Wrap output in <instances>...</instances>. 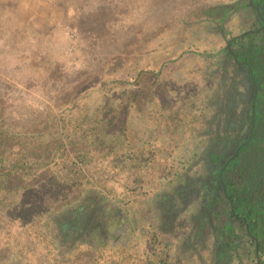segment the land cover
<instances>
[{
	"label": "rangeland",
	"instance_id": "obj_1",
	"mask_svg": "<svg viewBox=\"0 0 264 264\" xmlns=\"http://www.w3.org/2000/svg\"><path fill=\"white\" fill-rule=\"evenodd\" d=\"M237 1L247 0H0V123L9 132L3 149L8 163L19 164L11 168L18 175L9 191L0 193V264L219 259L211 233L201 239L191 229L200 199L169 234L159 227L156 207L186 175H204L192 164L199 151L197 115L226 47L216 31L220 20L208 12ZM240 17L241 11L220 22L230 36L249 27ZM117 79L139 80L134 86L148 97L137 96L125 111L128 88ZM55 118L60 126L98 125L101 133L71 135L72 143L43 157L37 146L49 138L30 137ZM86 193L103 195L126 218L121 240L96 251L79 247L62 259L34 215L58 212ZM243 250L238 247L230 264H255L254 254Z\"/></svg>",
	"mask_w": 264,
	"mask_h": 264
},
{
	"label": "trees",
	"instance_id": "obj_2",
	"mask_svg": "<svg viewBox=\"0 0 264 264\" xmlns=\"http://www.w3.org/2000/svg\"><path fill=\"white\" fill-rule=\"evenodd\" d=\"M255 4L264 6V0H253L249 5ZM216 7L209 9V16L215 17ZM220 9L219 7V17L225 20L224 16L227 10L222 12ZM243 9V5H236L231 14L241 11L239 23L246 20ZM261 14L264 17V10ZM256 19L259 24H262L259 16ZM218 29L219 31L223 30L227 39L229 33L220 25ZM243 31L244 29L241 30V32ZM222 39L224 38L222 37ZM230 48L233 54L227 48L223 49L224 54L230 57V62L226 63L223 59L224 56L220 59L217 68L213 71L219 74L218 79L215 82L211 79V82H214V87L199 104V108H202V111L197 115L200 123L197 135L199 151L192 164L194 168L203 169L204 175L201 174L198 177L186 175L184 183L201 180L205 185L199 195L197 191L196 198L200 199V209L203 205L207 208L206 214L211 217V222H213L208 234L211 233L215 247L223 248L218 252L219 259H216L215 263L217 264L219 260L226 261L225 258L235 256L232 242L236 241H232V239L237 238L235 233L237 226L236 224L232 225V222L239 221L243 227L247 225V229L244 228L247 237L257 238L260 264H264V28L259 32H248L234 38L230 43ZM240 63L243 65L239 67ZM244 70H246V74L244 73L245 75L242 77L241 72ZM199 80L200 90H205V87L202 86L204 79L199 78ZM112 81L128 88L127 98L123 102L126 105L125 111L137 96L145 94V90L141 87L139 89L138 84L134 86L135 81L139 80L125 82L117 79ZM254 87L257 88V92L253 114L251 101ZM144 97H148L147 93ZM243 107H246L245 113L242 112ZM66 111L68 110L62 111L63 117ZM121 114L120 110L115 113L114 117H109V121ZM88 117L89 115L86 116V118ZM58 120L55 118L52 122L46 121L39 130L40 134L30 137L39 142L49 138L48 141L43 142V146L42 143H40L41 146H37L40 148L39 153L45 152L43 157H47L53 151L59 152L65 142L72 143L71 135L80 134V137H88L101 133L98 125L91 128L82 124L60 126L57 123ZM252 125L251 139L245 143ZM55 127L58 128L57 131H54ZM59 127H63V130L60 131ZM8 135V130L0 123V193L8 192L12 179L18 175L11 168L19 167V164L8 163L3 149ZM241 143L244 144L239 149L238 156L228 161ZM28 151L34 153L31 149ZM36 156L38 157V154ZM53 156L55 157L56 154ZM226 161L228 163L222 169ZM24 164L26 163L21 165ZM220 173L221 176H219ZM214 174L219 180L218 191L204 183L207 178L210 179L208 182H212L211 177ZM230 200H232L234 212L231 211ZM190 204H192V200L188 205H184V211L191 206ZM200 209L198 216L202 213ZM39 216L38 218V214L34 215L35 226H40L46 236L51 238L56 246L57 255L62 259L71 255L79 247L88 251H96L109 243L118 245L123 227L127 222L112 203L106 201L103 195L96 193H86L74 205H67L60 211L47 214L44 217ZM113 219L120 223L116 228L112 226ZM227 225L229 229L231 227V232L226 230ZM242 246L246 248V242L243 241ZM246 251L249 256V250ZM226 253L228 256H225ZM223 256H225L224 259ZM4 264L12 263L8 260Z\"/></svg>",
	"mask_w": 264,
	"mask_h": 264
},
{
	"label": "flooded vegetation",
	"instance_id": "obj_3",
	"mask_svg": "<svg viewBox=\"0 0 264 264\" xmlns=\"http://www.w3.org/2000/svg\"><path fill=\"white\" fill-rule=\"evenodd\" d=\"M238 2L239 1H237L235 3H229V4H226V5H217V7L215 8V21L218 22L220 20L219 23H216L217 24L216 31L220 32L221 37H223L226 40V47L225 48H227V49H228V44L230 45L231 41L234 38L239 37V36H243V35H241L242 33L246 34L248 32L249 33L259 32V31H261L264 28V17L261 14V12H263V10H264V6H260L259 4H255V5L251 6V5H249L250 4L249 0H247L245 2V5H243L244 6L243 11L246 14L245 15L246 16V20H242V22L244 21L246 24H248L249 27L247 29H245L243 32H240L237 35L230 36V34H228V38L226 39L227 36L224 35L223 30L219 31V29H218L219 25L224 28L223 24L220 23V22L223 21V18L219 17L220 13H218V10H219V7L221 8L220 10L222 12H226V10H227V12L225 13V16H224V18L226 20L228 17L231 16L235 6L239 5ZM259 13H260V15H259ZM258 16H259V18H260L259 20L262 22V24H259L258 20L256 19ZM228 51L231 54H233L231 52V50L228 49ZM223 56H224L223 59L225 60L226 63L230 62V60H231L230 57H228L226 54H224ZM242 65H243V63H240L238 66L240 67ZM245 71L246 70L241 72L242 73V77H244V75L246 74ZM236 72H239V71L236 70ZM250 74H251V72H250ZM255 90L257 92V88L256 87H254L253 94L255 93ZM252 99H253V96H252ZM251 105H252V101H251ZM245 111H246V107H243L242 108V112L245 113ZM222 169H223V167H222ZM211 178L213 179V180H211L212 182H208V180H210V179L207 178L204 183L208 184L210 187H213L216 191H218L219 190V180L216 179V174H214ZM194 183H196L197 185H193ZM202 183L203 182L201 180H198V181H189V182H186V184L185 183L184 184H179V185H177L174 188V192L172 194L166 195L165 197H163V200L158 202L156 208L160 212L159 213V217H160V219H159V227H160V229H161V231L163 233H168L169 234L172 231L171 230L172 225L176 224L177 219L180 218L181 213L185 210V206H184L185 204L188 205L191 202V200H192V203H194V202L199 200L198 198H196V196H197V191H198V195H199L200 194L199 192H201L202 188L205 186ZM200 211L202 213H201L200 216L197 215L198 217L193 219V223H195V225H193V227H191V229L195 230V236H197V238L200 237L202 239V238H204L205 235H208V233H209V231L211 229V226L213 225L212 224L213 222H211V217L208 214H206L208 211H207V208L204 205L201 207ZM202 223H204V225H207L208 228L206 226V229H204ZM197 224H199V226H196ZM235 224L237 226L236 229H235V233L237 234V238L236 239H232V241H236V242H232L233 243V249L235 251V255L239 257L238 247H241V249H243L242 245H243V241H244V242H246V245H247L245 249L249 250V252H250L249 255L250 254H254V256H253V258L255 259L254 263L255 264H260V257H259V254H258V240H257V238H253L252 239L250 237H247L246 231L244 229L245 227L247 229V225L245 227H243L242 223H240L239 221L235 222V223L232 222V225H235ZM238 243H240L241 245H236ZM188 247H192V246L189 245ZM222 250H223V248L221 246H217L216 250H214V252L216 251V253H218V252H220ZM246 250H243L244 251V256L250 257V256L247 255V251ZM180 254H182V253L180 252ZM230 257L231 258H225L226 261L225 260H223V261L219 260V262L217 264H220L222 262H223V264L224 263L225 264H230L234 256H230ZM239 259H240V261H243L242 258H239ZM200 261H202V260H200ZM204 262L205 261H203L202 264H205ZM213 264H216V263H213ZM241 264H243V263H241Z\"/></svg>",
	"mask_w": 264,
	"mask_h": 264
},
{
	"label": "water",
	"instance_id": "obj_4",
	"mask_svg": "<svg viewBox=\"0 0 264 264\" xmlns=\"http://www.w3.org/2000/svg\"><path fill=\"white\" fill-rule=\"evenodd\" d=\"M249 2H250V4H251V3H252V0H249ZM259 14H260V13H259ZM244 34H245V33H242L241 35H244ZM228 49L231 50L229 44H228ZM235 59H236V56H235ZM255 95H256V90H255V93L253 94L252 105H251V106H252L251 108H252V112H253V114H254V99H255ZM253 122H254V119L252 120V124H253ZM252 131H253V125H252V128H251V130H250L249 136H248L247 140L245 141V143L251 139ZM243 144H244V143H241L240 145L237 146V148L235 149L233 155L228 159V161L231 160V159H234V158H236V157L238 156L239 149L241 148V146H242ZM228 161L225 162L223 168L226 166V164L228 163ZM220 176H221V173H220ZM230 202H231V210H232V212H234V207H233L232 200H230Z\"/></svg>",
	"mask_w": 264,
	"mask_h": 264
}]
</instances>
